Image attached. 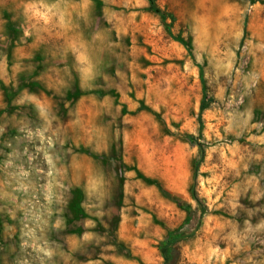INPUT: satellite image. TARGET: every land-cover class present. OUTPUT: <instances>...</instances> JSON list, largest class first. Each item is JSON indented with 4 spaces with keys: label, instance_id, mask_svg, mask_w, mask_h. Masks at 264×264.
Masks as SVG:
<instances>
[{
    "label": "rangeland",
    "instance_id": "1",
    "mask_svg": "<svg viewBox=\"0 0 264 264\" xmlns=\"http://www.w3.org/2000/svg\"><path fill=\"white\" fill-rule=\"evenodd\" d=\"M155 5L0 0V264H264V0Z\"/></svg>",
    "mask_w": 264,
    "mask_h": 264
},
{
    "label": "trees",
    "instance_id": "2",
    "mask_svg": "<svg viewBox=\"0 0 264 264\" xmlns=\"http://www.w3.org/2000/svg\"><path fill=\"white\" fill-rule=\"evenodd\" d=\"M150 4H151V9L154 10L156 13L161 14L160 9H158L155 5V0H150ZM180 42H182L187 48L188 50L191 52L192 51V46L190 43H188L187 41L183 40V39H179ZM213 102V99H208L207 97H205L203 99V102L201 104V111L203 112L206 108L209 107V105ZM201 126L203 125L202 123V116H200L199 118ZM191 140H195L194 137L191 138ZM199 148H200V152H201V158L200 160H197L194 162V172H193V179H194V184L191 186L190 189V194L192 196L193 199H195L199 204V197L196 193L195 190V182H196V178L198 176V170H199V164L202 161V159L204 158V146L199 144ZM84 201H85V195L82 189L80 188H76L73 190V197L72 200L70 202V210L74 216V219L76 221H80L83 220L85 218L88 217V214L84 208ZM205 213V210L202 209L201 211V217H203ZM77 232H80V228L77 229ZM180 240V236L174 232H171L169 234V236L166 238L165 243L162 245L161 247V252L165 258V264H168V262L170 261V257H169V250L175 245V243Z\"/></svg>",
    "mask_w": 264,
    "mask_h": 264
}]
</instances>
